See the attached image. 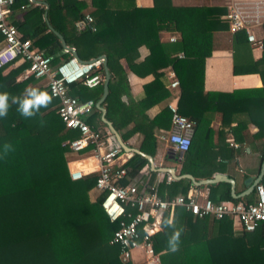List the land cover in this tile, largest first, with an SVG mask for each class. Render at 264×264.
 I'll return each instance as SVG.
<instances>
[{
	"label": "trees",
	"instance_id": "16d2710c",
	"mask_svg": "<svg viewBox=\"0 0 264 264\" xmlns=\"http://www.w3.org/2000/svg\"><path fill=\"white\" fill-rule=\"evenodd\" d=\"M40 1L47 8L31 0H13L8 22L22 39H29L32 47L48 55L52 64L70 56V52L62 49L58 37L48 29L44 12L49 25L81 60L106 57L109 81L102 106L105 118L122 141L140 128L139 150L154 156L156 141L152 129H170L167 105L175 98L177 112L193 125L189 147L177 160L180 174L189 173L201 180L212 178L219 171L201 170L196 150L201 137L229 133L238 141L236 134L252 124L256 130L248 139L264 143V40L259 57L254 58L244 33L231 34L232 73H256L261 86L231 92L203 89L204 60L211 53L212 34L228 30V23L222 18L224 6H180L170 0H152L145 7H138L134 0ZM86 14L92 18L89 23L85 22ZM262 26L264 33V23ZM140 48L145 49V54L137 60ZM24 66L21 63L5 73L0 69V93L10 95L8 114L0 118V264H130L121 261L118 246L109 243L117 223L105 216L100 194L90 197L95 175L75 181L68 176L67 145L77 132L66 128L59 119L58 100L51 97L47 107H41L32 117H24L17 110L19 101L12 96L23 98L27 88L44 91L42 78L16 80ZM96 72L103 78L101 66ZM127 72L140 77L152 75L136 103L130 97ZM168 72L178 83L171 90L165 88ZM101 88L102 81L93 88L76 81L67 85V92L96 102ZM163 98H167L164 106L148 119L145 110ZM99 114L94 107L85 122L105 136L106 127ZM214 115L219 118L216 131L211 124ZM231 122L236 124L231 126ZM6 144L10 147L6 148ZM145 164L147 160L135 153H130L126 162L130 175ZM150 174L154 176L155 172ZM263 181L264 176L259 183L263 185ZM191 186L185 178L169 183L163 179L157 183V193L162 197L176 196ZM206 187L213 201L247 202L254 196L253 189L248 195L233 199L229 184L223 181ZM177 230L181 232L179 248L172 252L168 241ZM151 243L159 264H264V222L251 232L235 234L228 217L197 218L177 207L171 224L167 214L163 215Z\"/></svg>",
	"mask_w": 264,
	"mask_h": 264
},
{
	"label": "built area",
	"instance_id": "2783aa9c",
	"mask_svg": "<svg viewBox=\"0 0 264 264\" xmlns=\"http://www.w3.org/2000/svg\"><path fill=\"white\" fill-rule=\"evenodd\" d=\"M12 2L0 0V68L11 67L16 62L25 63L16 80L42 78L45 81L43 90L58 100L56 112L59 119L66 128L77 132L67 145L69 153L65 159L68 176L75 181L95 175L93 190L101 196L100 206L107 219L117 223L109 243L118 246L121 261L159 264L151 236L160 229L163 215L166 213L170 219L177 207L197 218L228 217L235 234L251 232L264 222V187L260 183L254 186L252 201H213L204 186L189 188L184 194L176 196H160L157 182L149 180L150 172L146 167L130 175L126 165L130 153L118 146L107 128L105 136H100L85 122V117L93 112L95 102L90 98L79 99L67 92V85L76 81L88 88L99 85L103 78L96 70L100 68L102 59L98 56L80 62L70 54L52 64L48 55L32 47L29 39H22L16 27L8 22ZM225 9L222 18L228 23V31H242L251 49L261 50L263 39L257 36L256 29L264 21V0L245 4L230 0ZM84 19L86 23L92 21L88 14ZM90 29L94 30V27ZM168 76V86L176 88L177 80L172 73ZM167 108L170 111V129L166 141L176 154L183 153L189 147L193 125L177 112L175 99L168 103ZM120 156L123 160H119ZM165 175V183L173 180ZM136 250L141 254L140 261L134 260L133 251Z\"/></svg>",
	"mask_w": 264,
	"mask_h": 264
},
{
	"label": "crops",
	"instance_id": "0c3cea01",
	"mask_svg": "<svg viewBox=\"0 0 264 264\" xmlns=\"http://www.w3.org/2000/svg\"><path fill=\"white\" fill-rule=\"evenodd\" d=\"M36 4L41 3L47 8V5L44 1L40 0H31ZM135 4L138 7L150 6L152 0H134ZM173 5L180 6H199V5H218L224 6L230 0H170ZM239 4L251 3L258 0H234ZM263 23L256 29V34L258 37H261L264 40L263 33ZM19 33V32H18ZM20 34V33H19ZM231 34L228 30L225 31H216L212 34V49L210 55L204 60V77H203V89L204 91L209 92H231L235 89H246V88H255L261 86V81L259 75L256 73L250 74H238L234 75L232 73V47H231ZM139 56L137 60H141L145 54V49H139ZM260 50H252V55L254 58L259 57ZM120 63L125 71H127L125 62L123 59L120 60ZM21 65L20 62L12 64L11 67L3 66L1 69L2 73L7 72L9 69ZM167 73V79L170 80ZM127 82L130 92V97L133 103H136L141 99L143 94V85L149 82L152 79V75L148 74L143 77L137 76L132 72H127ZM169 84V81H168ZM165 86L166 89H172L168 86ZM175 96V95H174ZM151 99H155L151 97ZM175 98H172L173 101ZM167 98L161 99L159 102H155L149 108L145 110V115L148 119L155 116L159 110L164 106ZM170 101V102H171ZM100 119V114H99ZM213 130L216 131L219 126L218 115H214L211 121ZM236 123L231 122V126H234ZM106 127V126H105ZM256 128L252 124H247L246 128L241 132L237 133L235 138L238 141L233 140L234 137L229 134H217L213 133L210 138L201 137L197 142L196 150L201 160V170L208 171L217 169L216 174L226 175L227 177H232L235 181V190L236 192L242 191L245 186L243 185V179L245 177H256L259 172L260 164L263 160L261 158L264 153V143L262 141H250L248 138L250 134L254 133ZM169 129L163 128H153L152 132L156 141L155 155L151 156L153 160L154 167H173L175 173H179L180 165L176 160L175 163L170 159L169 150L171 149L170 145L166 141V135ZM224 131L229 132L226 128ZM142 140L141 129L138 128L126 141L125 143L132 148H137L139 150V144ZM148 155V154H147ZM150 156V155H149ZM167 156V157H166ZM123 160V156L119 158ZM143 167L149 169L151 172L148 163ZM214 171V170H213ZM154 172V171H153ZM264 176V173L263 175ZM166 178L164 173L155 172L154 176H151L149 173V180L151 182H160ZM264 182V181H263ZM192 185V184H191ZM194 186V185H192ZM189 188H193V187ZM206 187V185H203ZM203 186H195L196 188ZM264 186V183H263ZM188 188V189H189ZM207 188V187H206ZM208 190V189H207ZM94 194V195H93ZM98 193L95 190L90 191V196H96ZM168 218L167 221L171 220ZM162 220V219H161ZM135 261H140L141 254L138 250L133 255Z\"/></svg>",
	"mask_w": 264,
	"mask_h": 264
},
{
	"label": "water",
	"instance_id": "95a60500",
	"mask_svg": "<svg viewBox=\"0 0 264 264\" xmlns=\"http://www.w3.org/2000/svg\"><path fill=\"white\" fill-rule=\"evenodd\" d=\"M43 17L46 21L47 27L50 31H52L59 39L60 45L62 47L63 50L70 52V54L72 56H74L78 61L82 62L83 60H81L76 51L74 50V48L72 47H68L65 44V41L63 39V37L61 36L60 33H58L56 30H54L48 23L47 19H46V13L44 12ZM102 59V64L101 67L103 69V81H102V88H101V95L100 97L97 99V101L95 102V108L99 110L100 112V121L106 126L107 130L109 131V133L112 135V137L115 139L116 143L118 144V146L124 151V152H129V153H135L138 154L140 156H143L148 163V166L150 168L151 171L154 172H160V173H164L167 174L169 177H171L173 180H179V179H188L192 185L194 186H203V185H208L214 182H219V181H223V182H227L230 186V197L233 199H238L242 196L248 195L249 193H251L254 189V186L256 184H258L262 178V175L264 173V158L260 164V168H259V172L256 175V177L252 178V177H245L243 179V185L245 186V188L242 191L236 192L235 190V181L232 177H227L226 175H220V174H215L212 178H206V179H201V180H195L194 177L189 174V173H183V174H177L175 173V170L173 167H167V166H161V167H154L153 165V160L152 157L141 152L140 150H138L137 148H132L129 147L124 141H122V139L120 138V135L118 134V132L114 129V127L112 126V124L105 118V109L102 106V102L104 101L106 95H107V85H108V81H109V73L107 70V65H106V57L104 55H100L99 56ZM169 153L171 154L169 157L170 159L176 158V160H178L180 158V156L182 155L181 152H178L177 154L170 149ZM177 155V156H176Z\"/></svg>",
	"mask_w": 264,
	"mask_h": 264
},
{
	"label": "clouds",
	"instance_id": "9594fccd",
	"mask_svg": "<svg viewBox=\"0 0 264 264\" xmlns=\"http://www.w3.org/2000/svg\"><path fill=\"white\" fill-rule=\"evenodd\" d=\"M26 95L23 98L18 96H12L14 101H19L18 111L24 117H32L41 107H47L51 102V96L46 92L37 88H27L25 90ZM9 93L3 92L0 93V118L6 117L10 108L9 105ZM6 148L10 145L6 144ZM171 224V220H169ZM180 230H177L170 240L168 241L169 249L172 252H175L179 248L180 243Z\"/></svg>",
	"mask_w": 264,
	"mask_h": 264
},
{
	"label": "rangeland",
	"instance_id": "374dc122",
	"mask_svg": "<svg viewBox=\"0 0 264 264\" xmlns=\"http://www.w3.org/2000/svg\"><path fill=\"white\" fill-rule=\"evenodd\" d=\"M173 160H175V159H172V162L175 163L176 160H175V161H173ZM93 195H94V194H93ZM90 197H91V196H90ZM93 197H94V196H92V198H93ZM135 252H136V251H133V255H134Z\"/></svg>",
	"mask_w": 264,
	"mask_h": 264
}]
</instances>
